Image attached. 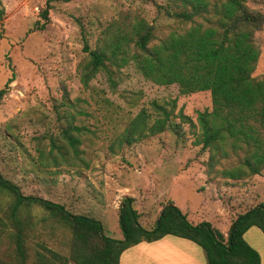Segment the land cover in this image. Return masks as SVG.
Instances as JSON below:
<instances>
[{
  "label": "rangeland",
  "instance_id": "rangeland-1",
  "mask_svg": "<svg viewBox=\"0 0 264 264\" xmlns=\"http://www.w3.org/2000/svg\"><path fill=\"white\" fill-rule=\"evenodd\" d=\"M47 1L0 0L4 11L0 89L14 75L0 100V169L8 179L26 195H40L74 213L98 218L106 234L117 239L123 238L118 207L127 195L136 198L145 226H153L162 205L172 199L194 223L212 222L225 234L238 213L264 202V169L251 174L245 165L249 146L244 142L238 149L230 143L220 150L203 146L198 114L212 110L210 91L183 95L176 84L159 85L145 79L133 64L115 71L114 89L104 71L87 87L81 81L80 62L87 55L83 28L94 48L103 31L144 18L154 25L155 44L193 24L174 15L181 10L180 4L173 0H52L50 20L42 28L41 12ZM255 41L261 56L254 75L260 77L264 26L255 33ZM172 100L176 107L171 128L153 135L148 132L128 143L126 129L142 108L149 110L152 123L153 101L169 102L171 107ZM70 125L82 129L72 130L80 139L78 155L63 135ZM53 139L63 148H53ZM10 203L12 197L0 192V261L16 262ZM27 216L31 255L44 246L69 253L68 228L38 206L21 214ZM253 235L257 237L252 239ZM164 239L191 242L176 236ZM245 239L260 252L264 264L263 232L252 227ZM154 243L142 246L141 263L162 255ZM134 247L127 250L130 259L135 257Z\"/></svg>",
  "mask_w": 264,
  "mask_h": 264
},
{
  "label": "trees",
  "instance_id": "trees-1",
  "mask_svg": "<svg viewBox=\"0 0 264 264\" xmlns=\"http://www.w3.org/2000/svg\"><path fill=\"white\" fill-rule=\"evenodd\" d=\"M51 1L41 12L50 20ZM181 6L174 15L193 24L183 32H172L158 43L152 44L154 25L144 18L119 24L114 30L103 31L97 45L92 48L82 29L86 57L80 62L81 81H90L104 71L111 87L117 86L115 71L133 64L142 76L159 85L179 86L183 95L210 91L212 110L199 112L198 123L203 133V146L220 150L226 143L233 148L241 142L249 146L245 165L251 174L264 169V72L254 75L261 49L255 33L264 26V0H173ZM251 1V3H250ZM252 4V5H251ZM0 10V19L3 18ZM202 17L205 22L196 21ZM14 75L0 89V100L7 92ZM161 104L153 101L155 118L144 107L126 129L128 143L139 137L162 133L171 128L176 101ZM70 125L64 138L78 155L80 139ZM53 148H63L52 140ZM55 159V158H54ZM56 160V159H55ZM0 192L12 197L8 218L15 228L16 262L0 264H120L122 253L140 242H153L165 236H177L200 246L206 264H261V255L246 239V232L258 227L264 234V202L250 206L232 220L225 234L209 221L192 222L182 209L170 199L153 224L145 226L136 208V198L125 196L118 208L122 239L106 234L101 220L94 216L74 213L64 204L40 195H26L20 186L8 179L0 169ZM38 206L50 214L60 225L71 231L69 253L62 254L46 246L31 255L26 242L28 216L21 214Z\"/></svg>",
  "mask_w": 264,
  "mask_h": 264
},
{
  "label": "crops",
  "instance_id": "crops-1",
  "mask_svg": "<svg viewBox=\"0 0 264 264\" xmlns=\"http://www.w3.org/2000/svg\"><path fill=\"white\" fill-rule=\"evenodd\" d=\"M255 234L258 235V233H255ZM255 237L257 236L253 235L252 239ZM164 238H168V236H165L160 240L153 241V242H156L154 244H157L156 246L157 248L155 250L159 251L162 255L158 259H156L155 257H148L150 261V263L148 264H156L155 263L156 260H158L157 261L158 264H206V257H205L204 251L203 250L201 251L200 246H198L193 241L190 240L191 242H193L191 243V242L176 241L175 239H164ZM143 242H146V241H143ZM143 242H140L139 244L134 245L135 247L132 246L134 247L133 249L134 252H136V254H134L135 257H133L132 259L128 258L129 253L127 251L131 247L125 250L120 257V264H143L140 262V258L142 257L141 254L143 253L142 249H144L142 246H149L150 244L153 245L152 242H148L150 244H145V243L141 244ZM171 246H173V249L172 250L170 249L169 251H167L169 248H171ZM200 253L203 254V257L201 255H198ZM123 259H125L124 262H123ZM261 264H262V257H261Z\"/></svg>",
  "mask_w": 264,
  "mask_h": 264
}]
</instances>
